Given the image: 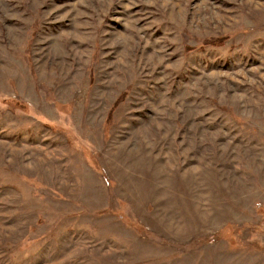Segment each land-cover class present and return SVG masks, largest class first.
<instances>
[{"label": "rangeland", "instance_id": "374dc122", "mask_svg": "<svg viewBox=\"0 0 264 264\" xmlns=\"http://www.w3.org/2000/svg\"><path fill=\"white\" fill-rule=\"evenodd\" d=\"M0 264H264V0H0Z\"/></svg>", "mask_w": 264, "mask_h": 264}]
</instances>
